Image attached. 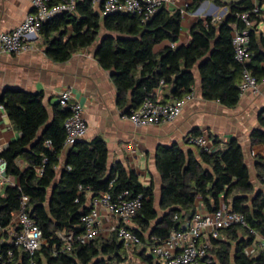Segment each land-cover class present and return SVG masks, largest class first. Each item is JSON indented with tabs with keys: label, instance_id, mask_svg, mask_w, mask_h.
<instances>
[{
	"label": "trees",
	"instance_id": "1",
	"mask_svg": "<svg viewBox=\"0 0 264 264\" xmlns=\"http://www.w3.org/2000/svg\"><path fill=\"white\" fill-rule=\"evenodd\" d=\"M205 1L226 9L222 19L217 23L212 17L197 19L189 28L190 40L186 46L166 47L158 53L153 51L155 46L177 43L182 22L180 11L162 8L151 20L142 23L137 16L120 13L100 18L90 0H80L75 14L43 23L39 35L45 56L54 63H65L75 52L98 41L95 60L110 73L117 92L116 105L125 116L138 109L160 86L169 87L174 99H182L195 86L194 71L200 79L201 97L231 109L240 98L242 67L233 59L230 33L233 25L243 27L239 19L242 14H250L253 23L249 29L251 61L247 69L258 83L264 80V30L259 28L262 24L264 28V0H190L187 12L194 13ZM255 7L258 12L254 15ZM0 106L20 134L1 154L6 162V174L17 178L18 185L7 187L0 195V225L10 224L20 208L21 198L27 197L26 212L41 230L43 240L33 257L36 264L123 261L124 251L116 234L108 239L97 238L84 246L76 241L83 234L81 219L90 212L86 206L87 189L92 197L109 193L117 200L125 191L129 198L140 197L141 209L133 219L135 227L130 230L149 248L152 238L164 240L171 231L184 230L196 212L197 198L209 213L216 211L221 203L230 206L231 211L244 216L247 228L232 227L221 233L229 242H214L216 260L219 264H264V254L256 258L245 255L251 240L240 239L238 235H247L250 230L264 235V194L254 193L242 148L236 140L211 154L199 152L198 158L184 153L175 143L158 147L155 166L161 179L158 210L162 215L159 216L153 185L143 186L134 172L120 164L108 169V150L100 137L77 142L69 148L64 166L57 172L67 110L56 104L51 108V117L43 105L42 93L22 90L1 92ZM259 121L264 129V118L259 117ZM45 140L52 142V150L43 147ZM249 141L251 151L255 152L258 177L262 179L264 130H253ZM19 161L26 165L23 170L18 167ZM79 187L84 190L81 194ZM58 233L73 234L69 250ZM144 250L139 253L144 264H153V256L145 255ZM11 264H30L29 254L15 250Z\"/></svg>",
	"mask_w": 264,
	"mask_h": 264
},
{
	"label": "crops",
	"instance_id": "2",
	"mask_svg": "<svg viewBox=\"0 0 264 264\" xmlns=\"http://www.w3.org/2000/svg\"><path fill=\"white\" fill-rule=\"evenodd\" d=\"M189 3L190 0H175L166 9L170 12L180 11L182 21H189L194 16L198 17L197 19L214 17L218 15V9L224 10L222 11L224 14L226 12L225 8H218L207 2L198 13H188ZM212 9H215L216 13H212ZM31 12L29 0H0V35L14 30ZM221 13L220 16H223L224 14L221 15ZM189 28L181 27L176 44L163 42L154 47V53H158L166 47L186 46L190 40ZM97 44L98 42H96ZM95 48L88 47L79 50L65 63H54L45 56L43 40L39 35L29 49L19 56H9L0 51V93L4 90L42 93L43 105L51 116V108L57 104L59 94L63 90L69 89L71 101L78 103L83 108V116L88 128L85 138L81 141L90 142L96 137L102 138L108 150V169L115 164H120L125 170L134 172L143 186L152 184L155 208L159 216L162 215L158 210L161 179L155 166L156 150L160 146H170L175 143L184 153H191L195 158H198L199 149L186 142L188 136H194L195 133H197L195 135L204 134L208 137L211 153L225 149L229 141L236 140L242 148L254 193L264 194V177L262 179L258 177L255 168V152L251 151L249 141V135L253 130H264L259 121V117L264 118V80L258 83L256 92L249 91L240 95L237 105L229 109L218 102L206 101L201 97L200 79L197 71H194L195 98L185 104L182 113L172 124L136 128L126 118L124 111L118 109L116 88L111 81L110 73L104 71L96 62ZM151 96L162 103L176 101L172 97L171 89L167 86L154 89ZM42 132L43 129L40 134ZM19 137V132L14 129L6 112L0 106V146L4 150ZM66 153L67 150H63L59 156L57 172L64 166ZM18 167L23 170L26 165L19 161ZM12 181L14 186L18 185L17 178H12ZM86 197V206L89 208L92 196L87 193ZM223 205L221 203L220 206ZM195 208V211L201 214L209 213L201 204L200 198H197ZM100 213L102 226L100 238L108 239L111 236L108 229L113 222L103 209L100 210ZM189 222L184 225V229ZM134 227V224L131 223L130 228ZM256 234L258 236L251 233L238 234L240 239L251 240L249 246L244 250L247 257L256 258L260 254H264L261 239L264 235ZM218 240L229 242L225 234H221ZM218 240L211 242L210 255L214 258V264H219L214 252L216 249L214 242ZM143 250L145 255H152L150 248L142 244L133 255L123 256V261L120 264H144L139 256ZM233 252L234 244L232 243L231 255ZM153 264L157 263L153 260Z\"/></svg>",
	"mask_w": 264,
	"mask_h": 264
},
{
	"label": "built area",
	"instance_id": "3",
	"mask_svg": "<svg viewBox=\"0 0 264 264\" xmlns=\"http://www.w3.org/2000/svg\"><path fill=\"white\" fill-rule=\"evenodd\" d=\"M32 12L12 31L0 35V51L9 56H19L29 49L34 40L39 37V30L43 23L64 15L75 14L76 4L80 0H29ZM93 10L100 18L113 14H127L137 16L142 23L151 20L162 8L173 4L175 0H90ZM258 8L252 10L257 14ZM250 14H242L239 19L243 27L232 26L230 33L234 61L242 67L241 79L238 84L240 95L246 92H256L258 82L247 69L251 57L249 52V29L253 23ZM223 16H214L212 21L217 23ZM173 48V47H172ZM162 84V82H161ZM195 98L192 90L180 100L162 103L151 95L146 97L140 107L126 116L136 127L159 126L172 124L182 113L185 104ZM71 91L63 90L57 99L62 110H67L68 116L63 122L65 138L63 150H68L77 142L83 140L87 134V124L83 116V108L71 101ZM186 142L199 149L200 152L210 154L211 145L204 134L188 136ZM43 147L52 150V142L45 140ZM3 148L0 146V195L7 187L14 186L12 178L6 174V162L1 157ZM40 171V170H39ZM78 188V194L83 192ZM89 193V190L87 189ZM75 202H78L76 199ZM28 198H21L20 208L12 216L7 227L0 225V264H11L15 250H23L29 254L30 264H36L33 257L43 245L41 230L29 218L26 212ZM141 198H129L125 191L122 196L113 200L109 193H101L89 201L90 212L82 217L83 234L76 238L80 245H87L101 237V213L104 210L113 222L108 229L110 234H116L121 243L124 256H131L142 245L140 238L130 230L138 211L141 209ZM247 228L243 215L230 210L229 206H220L216 211L208 214L195 212L189 224L183 231H171L164 240L152 238L151 254L157 264H214L210 255L211 242L218 240L221 232L232 228ZM249 233L257 235L253 231ZM58 238L65 243L69 250L74 241L73 234L58 233ZM264 246V236L261 237Z\"/></svg>",
	"mask_w": 264,
	"mask_h": 264
},
{
	"label": "rangeland",
	"instance_id": "4",
	"mask_svg": "<svg viewBox=\"0 0 264 264\" xmlns=\"http://www.w3.org/2000/svg\"><path fill=\"white\" fill-rule=\"evenodd\" d=\"M222 1H224V2H229V1H231V0H222ZM217 11H218V13H217L218 15H216V16L219 17V16H220V13H221L222 11H224V10H222V9H218ZM262 11L264 12V5L262 6ZM211 12H212V13H216V12H215V9H212ZM197 18H198V17L194 16V18H192V19L189 20V21H182L183 24L181 25V27H184V28H185V27H188V28H189ZM188 22H189V23H188ZM185 25H187V26H185ZM260 30L263 31L264 28L261 26V27H260ZM100 37H101V35H100ZM97 42H98V41H97ZM95 46H96V43H95L94 45L91 46V49H92V48H95Z\"/></svg>",
	"mask_w": 264,
	"mask_h": 264
},
{
	"label": "water",
	"instance_id": "5",
	"mask_svg": "<svg viewBox=\"0 0 264 264\" xmlns=\"http://www.w3.org/2000/svg\"><path fill=\"white\" fill-rule=\"evenodd\" d=\"M207 4V1H205V2H203L201 5H200V7L195 11V13H198L199 11H200V9H201V7L203 6V5H206ZM224 13L222 12L221 13V15H223ZM43 133V132H42ZM41 133V134H42Z\"/></svg>",
	"mask_w": 264,
	"mask_h": 264
}]
</instances>
